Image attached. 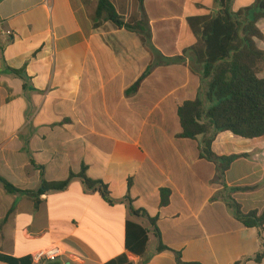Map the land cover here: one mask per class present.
Segmentation results:
<instances>
[{"label": "crops", "instance_id": "obj_1", "mask_svg": "<svg viewBox=\"0 0 264 264\" xmlns=\"http://www.w3.org/2000/svg\"><path fill=\"white\" fill-rule=\"evenodd\" d=\"M110 1L131 17L133 0ZM98 2L0 0V176L37 192L43 179L65 181L86 166L114 202L75 179L38 197L36 210L28 194H9L0 183V264H35L31 254L51 245L65 255L41 264H264V227H245L228 205L232 198L245 214L264 212V137L220 133L217 156H250L222 178L219 165L201 157L202 137H179V105L204 88L186 20L220 5L144 0L146 30L138 34L106 20L95 27ZM240 2L233 0V12L255 0ZM257 27L264 35V19ZM255 41L264 51V39ZM164 189L171 196L161 207ZM132 209L157 219L161 242ZM127 222L149 232L143 256L126 249ZM160 243L169 250L159 252Z\"/></svg>", "mask_w": 264, "mask_h": 264}, {"label": "trees", "instance_id": "obj_2", "mask_svg": "<svg viewBox=\"0 0 264 264\" xmlns=\"http://www.w3.org/2000/svg\"><path fill=\"white\" fill-rule=\"evenodd\" d=\"M215 1L220 5L219 11L188 17L186 20L197 41L189 51L202 67L204 88L196 100L179 105L178 115L182 126V134L179 137L189 140L202 137L201 157L219 165L222 178L235 161L250 156H217L212 150V144L220 133L230 132L246 140L264 137V79L260 78V74L264 72V51L258 48L255 41L264 39L257 27L258 21L264 19V0H255L251 6L236 13L232 11L233 0ZM143 4L144 0H133L132 15L126 19L118 13L110 0H99L94 25L98 27L106 20L119 28L141 34L146 30V23L140 13ZM153 67L154 64L148 67L132 87V92L139 90ZM14 73L22 76L24 71ZM75 179H81L88 190L100 193L109 205L114 204L108 186L102 181L89 178L86 166H83L78 175L72 172L65 181L47 182L43 179L37 192H22L1 176L0 183L9 194H28L34 199L37 210L40 205L38 197L49 192L65 191ZM253 189L237 188L232 191L248 192ZM170 196V190L161 191V207L169 204ZM228 205L245 227H264V212L260 216L257 211L245 214L241 205L232 198L228 199ZM132 212L134 215L148 217L161 242L157 219L151 218L145 210L132 209ZM148 233V230L140 225L127 222V251L136 256H143L149 242ZM165 250L169 248L160 243L158 251ZM176 257L181 262L179 253H176ZM107 264L117 262L111 261Z\"/></svg>", "mask_w": 264, "mask_h": 264}, {"label": "built area", "instance_id": "obj_3", "mask_svg": "<svg viewBox=\"0 0 264 264\" xmlns=\"http://www.w3.org/2000/svg\"><path fill=\"white\" fill-rule=\"evenodd\" d=\"M8 36L12 35L11 32L6 33ZM65 255L64 250L57 246L51 245L40 250H37L33 254H31V260L35 264L41 263H54L57 262L60 258Z\"/></svg>", "mask_w": 264, "mask_h": 264}, {"label": "rangeland", "instance_id": "obj_4", "mask_svg": "<svg viewBox=\"0 0 264 264\" xmlns=\"http://www.w3.org/2000/svg\"><path fill=\"white\" fill-rule=\"evenodd\" d=\"M245 3H249L248 0H242V2H240V4H245Z\"/></svg>", "mask_w": 264, "mask_h": 264}]
</instances>
